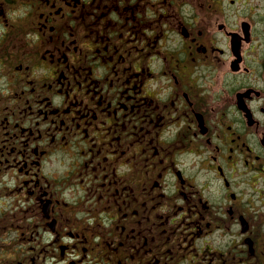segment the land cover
<instances>
[{
    "label": "flooded vegetation",
    "instance_id": "flooded-vegetation-1",
    "mask_svg": "<svg viewBox=\"0 0 264 264\" xmlns=\"http://www.w3.org/2000/svg\"><path fill=\"white\" fill-rule=\"evenodd\" d=\"M0 74L25 263L264 264V0H0Z\"/></svg>",
    "mask_w": 264,
    "mask_h": 264
},
{
    "label": "rangeland",
    "instance_id": "rangeland-1",
    "mask_svg": "<svg viewBox=\"0 0 264 264\" xmlns=\"http://www.w3.org/2000/svg\"><path fill=\"white\" fill-rule=\"evenodd\" d=\"M1 84L0 81V90ZM12 190L13 183L6 182L0 175V264H29L31 259L25 263L24 258L36 260L37 253L31 247L35 248L38 238L36 235L30 237L20 227L24 225L25 219H22L20 204L14 201ZM254 262H259V258Z\"/></svg>",
    "mask_w": 264,
    "mask_h": 264
}]
</instances>
